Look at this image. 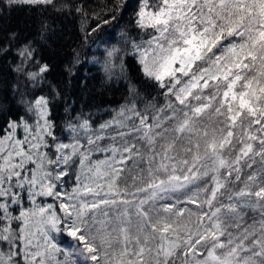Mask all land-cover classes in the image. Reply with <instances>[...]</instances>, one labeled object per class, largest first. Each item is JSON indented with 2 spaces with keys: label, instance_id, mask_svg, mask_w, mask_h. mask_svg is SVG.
Here are the masks:
<instances>
[{
  "label": "snow or ice",
  "instance_id": "obj_1",
  "mask_svg": "<svg viewBox=\"0 0 264 264\" xmlns=\"http://www.w3.org/2000/svg\"><path fill=\"white\" fill-rule=\"evenodd\" d=\"M129 8L120 40L103 41ZM90 9L0 0L8 13L95 19L81 48L104 42V83L125 88L115 106L77 107L49 79L51 27H0L14 81L0 83L18 106L0 104V264H264V0ZM81 60L73 49L69 77Z\"/></svg>",
  "mask_w": 264,
  "mask_h": 264
},
{
  "label": "trees",
  "instance_id": "obj_2",
  "mask_svg": "<svg viewBox=\"0 0 264 264\" xmlns=\"http://www.w3.org/2000/svg\"><path fill=\"white\" fill-rule=\"evenodd\" d=\"M91 6L90 10L101 12V10L111 3V0H86ZM136 0H129L130 4H135ZM0 27L14 28L21 32L25 37L35 36L41 26V23H47L54 32L53 38L48 42L45 50V58L52 64V72L49 79L62 86L67 84L66 94L72 100L76 101V106L82 105L92 107H112L120 102L124 93L123 82L106 85L104 83V74L101 63L106 44L100 40L95 43H85L81 48L83 32L82 26L87 27L96 23L95 19H89L82 25L81 19L58 15L54 12L34 13L27 10L8 13L0 10ZM132 20V9L123 14L119 24L113 22L112 25H105L103 31V41L109 44H115L120 40L121 29L129 27ZM95 35V34H93ZM91 37L89 40L91 41ZM73 49L81 53L82 60L73 69L71 77L65 72V65L70 63L73 57ZM11 57H9V60ZM128 73L133 80H139L137 66L129 60ZM0 78L6 79L8 84L13 83L11 76L0 70ZM70 81V83H69ZM86 81V87L82 82ZM0 104L6 109L10 108L12 114H16L18 106L14 102V97L5 84L0 83ZM58 110L57 115H62Z\"/></svg>",
  "mask_w": 264,
  "mask_h": 264
}]
</instances>
